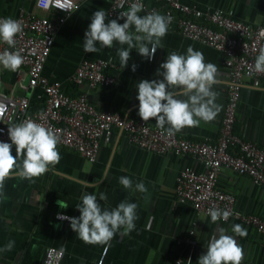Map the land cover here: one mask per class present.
Segmentation results:
<instances>
[{
	"label": "crops",
	"instance_id": "0c3cea01",
	"mask_svg": "<svg viewBox=\"0 0 264 264\" xmlns=\"http://www.w3.org/2000/svg\"><path fill=\"white\" fill-rule=\"evenodd\" d=\"M111 0H83L70 14L57 32L43 73L50 81H56L70 94L86 92L88 101L103 110H112L123 116L139 118L135 83L141 79H155L156 69L169 51L183 53L187 46L203 53L205 61L217 65L218 83L216 103L220 112L210 122L199 126L183 127L177 135L201 140L214 138L220 128L225 104V88L228 72L223 64L224 56L211 47L182 36L177 30H168L162 37V48H157L151 60L141 57L135 49L130 50L129 59L121 69L119 58L112 48L105 46L97 52L85 53L82 49L83 33L91 14L109 8ZM201 11L218 10L253 26L264 28V0H181ZM46 15L35 7V0H0V15L16 18L19 10ZM55 14V13H54ZM142 15V13H140ZM52 14H49L51 16ZM107 19H110L106 16ZM115 19V18H113ZM120 23V21H118ZM99 47V45H97ZM113 60L107 74L115 79L111 87L87 90L76 87L70 80L77 65L83 59ZM135 64V71L130 65ZM3 76V75H2ZM6 86L13 84V72L6 75ZM18 94L30 97V111L41 107L36 98L39 90ZM155 126L154 118L147 121ZM234 132L264 149V86L253 87L250 80H243L236 110ZM60 160L41 176L31 180L10 176L4 181L0 198V246L12 239L11 251L0 253V264H41L45 250L55 247L63 251L60 264H170L181 258L186 264H196L197 257L205 251L210 237L223 227L239 224L247 229L244 237L236 236L243 249L240 264H264V236L238 219L225 223L210 222L209 217L195 214L190 206L175 202V180L184 165L196 170L201 167L191 158L165 156L144 152L130 145L123 134L114 133L110 144L100 148L94 162L80 155L57 147ZM12 155L14 147L10 150ZM129 176L134 182L143 181L147 191H129L118 183V177ZM98 186L86 187L84 181ZM216 186L234 196L235 210L240 214H264V189L254 185L249 178L226 169L218 174ZM85 192L96 193L101 207H114L121 200L137 204L135 228L127 234L117 232L105 244L85 243L72 231L68 221L58 220L55 214L71 217L79 215L75 204ZM105 193L106 201L99 200ZM57 200L68 207L60 208Z\"/></svg>",
	"mask_w": 264,
	"mask_h": 264
},
{
	"label": "built area",
	"instance_id": "2783aa9c",
	"mask_svg": "<svg viewBox=\"0 0 264 264\" xmlns=\"http://www.w3.org/2000/svg\"><path fill=\"white\" fill-rule=\"evenodd\" d=\"M82 1L35 0V7L46 15L20 9L14 18L23 25L22 32L15 37V47L21 51L24 60L13 72V84L9 88L2 79L5 70H0V141L8 140L9 125L31 118L54 131L59 137L56 147L70 150L91 163L96 160L100 148L110 144L115 132L123 134L130 145L144 152L189 157L201 169L199 171L189 165L182 167L175 180V202L188 205L195 214L207 217L209 208L226 209L232 215L227 220L216 222L238 219L264 236V214H240L235 210L234 196L216 186L219 172L226 169L249 178L254 185L264 189V149L234 132L243 80H250L255 88L264 86V73L251 72L257 51L264 47V28L218 10L201 11L181 0H143L145 8L142 14L156 10L170 16L169 30L175 29L182 36L220 52L228 72L225 104L217 136L201 140L176 133L165 136L157 127L140 118L99 109L88 101L86 92H65L58 82L50 81L44 75V64L57 32ZM129 2L125 0L120 7V0H111L106 16L116 18L119 12L127 9ZM119 21L122 23L123 19ZM6 47V44L0 43V50ZM112 67L111 58L83 59L70 80L74 86L84 85L87 90L111 87L115 79L106 71ZM18 90L27 93L39 90L36 98L40 101V109L31 112L30 97L18 94ZM55 218L68 221L58 218V213ZM62 257L61 249L48 247L41 264H60ZM170 264L186 263L181 258H175Z\"/></svg>",
	"mask_w": 264,
	"mask_h": 264
},
{
	"label": "clouds",
	"instance_id": "9594fccd",
	"mask_svg": "<svg viewBox=\"0 0 264 264\" xmlns=\"http://www.w3.org/2000/svg\"><path fill=\"white\" fill-rule=\"evenodd\" d=\"M125 0H120L123 7ZM47 8L48 4L45 3ZM145 8L143 0H130L126 10L118 13L115 19H107L103 8L94 11L83 33L82 49L85 53L97 52L105 46L112 48L119 58L121 69L125 67L132 49L151 60L157 48H162V37L169 30L171 17L156 10L140 14ZM123 19L122 23H118ZM23 25L10 16L0 17V43L8 47L0 50V70L15 72L23 63L21 51L15 47L16 35ZM99 45V47H97ZM135 71L136 65L129 66ZM251 72L264 73V47L259 48L251 64ZM155 79H141L135 83L137 115L143 121L154 118L155 125L162 135L172 136L183 127H195L200 123L215 119L221 110L216 103L217 65L206 62L204 55L192 46L183 53L169 51L167 57L156 69ZM7 141H0V189L10 176L31 180L43 175L50 166L60 160L56 147L59 137L51 128H46L31 118H25L7 127ZM14 147L15 155L11 154ZM118 183L131 191L146 192L141 180L134 182L129 176L118 177ZM86 187L97 183L84 181ZM0 191V198H2ZM99 200L106 201L105 193H99ZM60 208L68 207L57 200ZM75 208L79 215L69 217L58 213V218L67 219L76 236L85 243L105 244L119 231L127 234L135 228L137 204L128 200L119 201L114 207H101L96 193L85 192ZM210 222L227 220L231 212L216 207L209 208ZM235 235L220 227L216 235L207 241L205 251L197 257L196 264H240L243 249L236 236L244 237L247 229L239 224L230 226ZM14 241L9 239L0 246V253L11 251Z\"/></svg>",
	"mask_w": 264,
	"mask_h": 264
},
{
	"label": "trees",
	"instance_id": "16d2710c",
	"mask_svg": "<svg viewBox=\"0 0 264 264\" xmlns=\"http://www.w3.org/2000/svg\"><path fill=\"white\" fill-rule=\"evenodd\" d=\"M6 75H8V70H5L4 72H3V76H2V79H3V81H5L6 82Z\"/></svg>",
	"mask_w": 264,
	"mask_h": 264
}]
</instances>
